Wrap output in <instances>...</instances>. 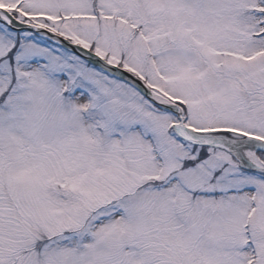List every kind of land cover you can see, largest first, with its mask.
Returning a JSON list of instances; mask_svg holds the SVG:
<instances>
[{"label": "snow or ice", "instance_id": "1", "mask_svg": "<svg viewBox=\"0 0 264 264\" xmlns=\"http://www.w3.org/2000/svg\"><path fill=\"white\" fill-rule=\"evenodd\" d=\"M0 264H264V0H0Z\"/></svg>", "mask_w": 264, "mask_h": 264}]
</instances>
